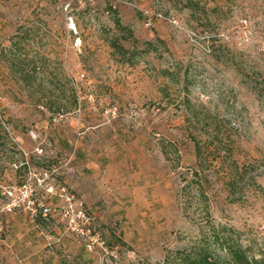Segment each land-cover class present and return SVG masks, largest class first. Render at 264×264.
<instances>
[{"label":"rangeland","instance_id":"1","mask_svg":"<svg viewBox=\"0 0 264 264\" xmlns=\"http://www.w3.org/2000/svg\"><path fill=\"white\" fill-rule=\"evenodd\" d=\"M30 170L96 243L18 212L0 264H163L213 226L264 264V0H0V206Z\"/></svg>","mask_w":264,"mask_h":264},{"label":"built area","instance_id":"2","mask_svg":"<svg viewBox=\"0 0 264 264\" xmlns=\"http://www.w3.org/2000/svg\"><path fill=\"white\" fill-rule=\"evenodd\" d=\"M246 23L244 21V24ZM219 37L225 38L223 34H220ZM31 136L35 139L33 134ZM36 152L41 153V150L38 148ZM46 181L47 175L45 173L30 170L22 183L3 190L4 202L0 206V236L5 231L4 218L14 215L16 212L29 213L32 217L40 216L45 221H49L58 213L57 216L66 224L68 230L75 233L91 250L94 243H96V238L91 229V218L77 204L73 196L67 195L64 188L56 191ZM41 192L63 200V205L59 208V211L44 204L39 199Z\"/></svg>","mask_w":264,"mask_h":264},{"label":"trees","instance_id":"3","mask_svg":"<svg viewBox=\"0 0 264 264\" xmlns=\"http://www.w3.org/2000/svg\"><path fill=\"white\" fill-rule=\"evenodd\" d=\"M115 26L118 31L126 33L128 38L132 39V43H136L130 30L124 27L119 20H115ZM144 45L146 49L153 47V43L151 42H145ZM110 46L122 59L132 54L130 50H126L121 46L118 40L110 42ZM9 62L10 60H8V63ZM34 72L35 69H33V73ZM30 75V73L24 74L22 78L24 79L23 81H26ZM221 235H223L222 230L218 231L213 226L210 237L202 239L196 248L192 250H177L173 253H169L164 258L163 264H222L221 257L218 254L220 252H225L228 256L227 261L229 264H258L257 260L247 256L246 251L242 249L241 246L232 245L226 238H220Z\"/></svg>","mask_w":264,"mask_h":264},{"label":"crops","instance_id":"4","mask_svg":"<svg viewBox=\"0 0 264 264\" xmlns=\"http://www.w3.org/2000/svg\"><path fill=\"white\" fill-rule=\"evenodd\" d=\"M17 213H18V212H16L15 214H17ZM23 213H24V212H23ZM15 214H14V215H15ZM23 236H25V235H23Z\"/></svg>","mask_w":264,"mask_h":264}]
</instances>
